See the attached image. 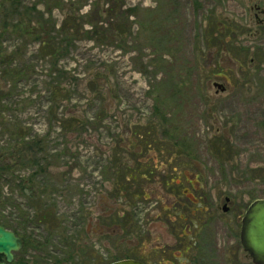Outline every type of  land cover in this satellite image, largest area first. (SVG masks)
I'll return each instance as SVG.
<instances>
[{"label": "rangeland", "instance_id": "obj_1", "mask_svg": "<svg viewBox=\"0 0 264 264\" xmlns=\"http://www.w3.org/2000/svg\"><path fill=\"white\" fill-rule=\"evenodd\" d=\"M18 1V15L43 31L53 26L61 50L56 58L38 36H23L22 16L7 22L3 60L16 52L12 67L24 72L1 115L19 117L29 136L53 147V173L42 178L55 190L45 201L56 206L59 231L81 240L65 244L49 223L25 226L22 211L36 208L14 196L16 207L3 213L9 230L40 241L15 260L179 264L173 254L193 243L195 264H253L240 229L248 206L264 198V29L255 17L264 0ZM56 85L70 98L67 111L86 123L51 121ZM141 134L154 141L146 152ZM7 140L1 132L0 144ZM118 168L145 169L144 177L124 183ZM155 251L162 257L147 255Z\"/></svg>", "mask_w": 264, "mask_h": 264}, {"label": "trees", "instance_id": "obj_2", "mask_svg": "<svg viewBox=\"0 0 264 264\" xmlns=\"http://www.w3.org/2000/svg\"><path fill=\"white\" fill-rule=\"evenodd\" d=\"M4 2H7L9 4V11H6L8 12V14L6 16V22H4L5 24H3L2 29L7 31V27H9V23L7 22L11 20L14 15H16V17L18 18L22 16L24 21L19 20L22 25L18 27L20 32L24 33V35H22L25 36L31 34L38 36L36 40H38L41 45H43L41 51L46 54H50L51 52V56L57 58L61 49L58 41H55L56 38H58V35L54 36V32L51 31L53 26L48 31H43L38 25L34 26L32 20L26 18L28 16H26L24 13L23 15H18L20 11L18 0H5ZM33 14H35V12ZM40 26H42V24H40ZM63 30L64 28H62L61 30V35L63 34ZM5 31L0 30V65L3 64L4 66H6L0 75V81H3L5 83V85L0 86V119L2 121L1 123L3 124V129L0 131L9 134V140H7V142L3 145L0 144V225H4L7 229H9V227L7 226L8 219L6 216H4L3 213L6 211L7 206L16 207V204L13 201L14 196H23L28 201H30L29 203L32 207L36 208V212L33 214V216L30 212L28 213L27 211H22L20 218H23L22 223H26L25 226H30V224L33 223H49V226L52 228V232L50 234L54 235L56 233L55 235L60 237L62 242H64L65 244H69L70 242H74L77 240L80 242V237L73 235L71 237H68L64 231H59V229L62 230L63 227L61 221H59L58 217L55 214L56 206L52 204L47 205L45 201V198L51 197L52 193L55 190L52 188L53 186L50 187L51 185L43 181L42 178L44 176L48 179L49 175H52L53 173V163L50 162L53 157L51 156V154H49V152L52 151L53 147L50 145L48 146L47 139L44 136H38L37 134L29 136V133L31 132L30 129L23 126V121L19 117H16L15 120L11 122L7 121L8 119L1 115L2 113L4 114L5 111H7L6 106L2 103L3 100L5 98H8L9 95L13 94V90L16 88L15 85L18 83V79L22 80L20 78L24 72V69L22 68L12 67V61L16 56V52L11 53L3 60L4 56L6 55L3 52L4 50L1 46L3 44L5 35L7 34ZM56 60L58 61V59ZM58 72V67L56 68L54 64L52 74L57 75ZM101 80H103L101 76L96 77L97 85L100 86L99 89H97L95 92H99L98 94L102 96L106 91V89H104V87L106 86L105 82H101ZM6 85H9L8 89H6ZM51 92L52 94L49 102L50 105H52L51 109L55 110V113L53 111V113L55 114V118L51 119L52 122H59L60 129L63 128V125L65 123H70V127H76L77 125H79L78 123L85 122L84 120L78 119L79 116L77 115V113H73V111L76 110L75 108L70 109L71 112L67 111L68 109L66 108H68L69 105L67 104V102L69 103L70 98L66 96L64 87L56 85V87L53 88ZM61 107L63 108V110L61 109ZM106 108L107 106H103L101 109L105 112L107 111ZM58 112L61 113V117L59 118ZM85 117V119L93 118L89 117L87 113ZM151 138L152 137L149 135L145 136L141 134L139 143L137 144L139 150L144 152L149 150L150 146L152 144L154 145V141H150ZM119 170L124 183L125 181L134 182L135 180L139 179V177H144L143 172H145V169L141 170L137 168L135 170H131V168H127L126 171L124 170V168ZM147 172L149 173V170H147ZM144 175H146V173H144ZM115 183L117 185L121 184V182ZM6 190H8V192H5ZM10 229L16 231V227ZM24 240L25 246L23 250L18 254L24 253V249L30 246L32 243L34 244L32 246L36 245L38 247V245H40L39 239L31 240L30 238L24 236ZM74 247V244L71 245V249H74ZM18 260L15 262V264H29L24 260V257H22L20 261ZM65 261H69V258L60 259L55 257L54 264H62L65 263ZM111 262L113 261L105 262L103 264H108ZM179 264L183 263L181 262ZM191 264H195V260Z\"/></svg>", "mask_w": 264, "mask_h": 264}, {"label": "water", "instance_id": "obj_3", "mask_svg": "<svg viewBox=\"0 0 264 264\" xmlns=\"http://www.w3.org/2000/svg\"><path fill=\"white\" fill-rule=\"evenodd\" d=\"M241 243L253 264H264V198L253 201L242 217ZM24 240L0 225V264H13L15 253ZM110 264H143L134 259H123Z\"/></svg>", "mask_w": 264, "mask_h": 264}, {"label": "flooded vegetation", "instance_id": "obj_4", "mask_svg": "<svg viewBox=\"0 0 264 264\" xmlns=\"http://www.w3.org/2000/svg\"><path fill=\"white\" fill-rule=\"evenodd\" d=\"M255 17H256V19H257V23H256V26H257V28H259V30L260 31H262L263 29H264V9H261L260 7H257V9H256V12H255ZM226 201H229L227 198H226ZM180 218H181V216H180ZM181 219H183V218H181ZM184 231H182L181 233H180V238L182 239V238H185V237H187L184 233H183ZM184 235V236H183ZM22 238V237H21ZM23 240H24V238H22ZM186 246L183 248V250L180 252H178L177 254H173V255H180L179 257H176V256H174V258H177L178 259V261H180V263L181 262H183V260L185 261L186 260V262H188V264H191L195 259H194V256L196 255H198V253L195 251V248L193 247V243H189V244H185ZM24 246H25V240H24ZM24 248V247H23ZM23 250V249H22ZM21 250V251H22ZM20 251V252H21ZM147 255H152L151 257H155L156 255H161V257H162V255H163V252H154V254H152V253H148ZM247 255V254H246ZM195 256V257H196ZM160 257V258H161ZM3 258L4 257H2L1 258V260H3ZM184 258V259H183ZM170 260V259H169ZM140 261H142V260H140ZM192 261V262H191ZM15 262H16V260H14V263L13 264H15ZM144 264H149V262L148 261H146V262H144V261H142ZM177 264V263H176Z\"/></svg>", "mask_w": 264, "mask_h": 264}]
</instances>
